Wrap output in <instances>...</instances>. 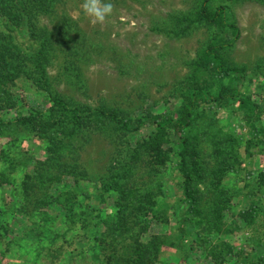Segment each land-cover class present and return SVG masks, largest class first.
<instances>
[{
	"label": "rangeland",
	"instance_id": "374dc122",
	"mask_svg": "<svg viewBox=\"0 0 264 264\" xmlns=\"http://www.w3.org/2000/svg\"><path fill=\"white\" fill-rule=\"evenodd\" d=\"M7 1L11 8L4 3L0 22H8L21 43L22 78L6 87L8 93L0 90L6 103L0 109V264H126L136 244L155 238L162 244L154 264H234L253 241L264 249V180L258 175L264 150L248 156L244 145L225 142L253 137L236 107H203L186 132L190 179L184 188L170 132L159 140L151 124L126 132L109 119L74 112L99 108L143 121L176 112L191 87L188 78L200 76L202 52L230 34L224 24L199 18L202 0H112V14L95 26L83 0H50L46 13L35 0ZM218 7L239 29L221 56L245 69L250 82L244 91L264 108V4L214 0L211 10ZM45 30L53 32L46 40ZM54 35L65 38L62 46ZM54 97L66 108L50 105ZM29 112L43 116L15 121ZM227 166L232 174H224ZM216 177L229 192L213 184ZM186 191L191 195L182 207ZM93 199L100 227L89 216ZM251 204L260 207L253 227L240 216ZM124 221L126 232L112 240L108 231ZM185 222L190 236L181 252L178 228ZM225 245L234 247L225 251ZM255 261L264 264V253Z\"/></svg>",
	"mask_w": 264,
	"mask_h": 264
},
{
	"label": "trees",
	"instance_id": "16d2710c",
	"mask_svg": "<svg viewBox=\"0 0 264 264\" xmlns=\"http://www.w3.org/2000/svg\"><path fill=\"white\" fill-rule=\"evenodd\" d=\"M36 1V8L37 10L43 11L46 13L50 8L48 4L51 5L50 0H35ZM214 0H202L200 7H199V18L205 22L206 24L210 25H219L224 24L230 34L229 38L226 40H218L215 39L212 41L207 48L202 52L198 59V65L202 66V70L200 72V76L195 78V73H192L191 76L188 78L190 81L188 84H191V87L185 90L181 94V102L180 106L176 112H164L160 114L150 115L147 120L143 121L141 118L137 119H125L120 117L117 114H114L105 109H90V108H83L79 110H74L75 114L81 115L82 118H90L93 116L96 117H103L109 119L110 121L117 124V126L123 129L126 132H136L141 130L146 124H151L154 126L157 133H159V140H163V136L166 132H170L174 141V149L172 150L173 157H175V167L180 179L182 180L181 184L183 188L186 187V183L189 182L190 174L187 165V157L189 156L188 152V144H189V137L186 134L188 129L193 125L195 119L201 114L203 107H207L209 109H213L214 107L224 108L226 110H231L236 107L239 114H242L239 117L243 120V126L247 128H252L253 130V137L250 140L243 141L241 137L238 139H233L232 137L226 138L225 142L228 143L229 146L232 144H239V146L244 145L245 153L248 156L253 155L252 153H263L264 150V108L260 107L259 104H256L253 101L252 96L244 89L247 90L246 84L250 82L249 77L247 76L245 69L242 67H235L231 66L226 63V60L221 56V51L225 48H229L235 44L237 39L239 38V29L238 27L229 21H225L226 13L223 7H218L215 10H211V4ZM228 1H235V0H228ZM256 1L258 3H263L264 0H250ZM7 3V0H0V14L3 15V5ZM17 7V6H14ZM8 8H11L9 5ZM25 10V9H23ZM0 90L2 92H7L6 87L20 78L22 72V66L20 64L19 57L17 56L20 52L18 47L21 46V43L18 44L16 39V33L14 34L10 24L5 20L0 22ZM53 32L44 31L42 32L43 37L45 40L47 37H51ZM56 38L57 36L54 35ZM58 46L63 45L61 43V39H65L63 37H57ZM56 38V39H57ZM14 41L16 44H14ZM16 45V46H15ZM45 49V48H44ZM62 51V49H61ZM65 58L67 56H71V52L67 54L63 51ZM73 54V53H72ZM39 55V61L37 62L38 69L41 68V63L43 59L46 57L45 53L42 52ZM49 59V58H48ZM72 59V58H71ZM79 59V58H78ZM67 62V61H66ZM70 62V61H69ZM68 62V63H69ZM199 66L195 65V72L197 71ZM44 69V68H43ZM43 71V70H42ZM43 73V72H42ZM44 76V75H43ZM22 78V76H21ZM36 83V81H34ZM246 82V83H245ZM37 87H40L37 85ZM50 105L53 107H61L62 109L66 108V104L63 100L58 97H54L49 100ZM264 103V102H263ZM264 105V104H261ZM6 103L4 100L0 101V109L4 108ZM86 109V111H85ZM85 112V113H84ZM43 114L40 112H29L27 115L20 114L15 118V121L19 123L26 124L30 122L40 121ZM5 122L0 119V125H4ZM242 143V144H241ZM166 160L168 159L165 156ZM236 159V158H235ZM232 174L233 169L232 166H227L224 174L227 173ZM259 178L264 180V172L261 170L259 173ZM222 178V175H221ZM218 180L219 183L215 181L213 184L215 186L220 185L222 188L227 190L225 182L223 179L220 180L219 177H216V181ZM216 183V184H215ZM182 187V186H181ZM223 189V190H224ZM220 190V193H225V191ZM227 192H229L227 190ZM226 192V194H227ZM190 193L185 192L182 198H179L178 204L183 205L186 203V197ZM191 195V194H190ZM190 195L188 197H190ZM224 199V198H223ZM92 200V199H91ZM94 200V199H93ZM98 201L93 202L90 211V218L93 222V227H100L99 224L101 223L102 217L100 212L97 210ZM224 207V203H223ZM178 208V207H177ZM227 209V207H226ZM124 210V208H123ZM174 210V208H173ZM177 210H175L174 214ZM187 214V211H186ZM260 215V207L257 205H250L248 209L242 210L240 212V216L246 222L248 226H255L257 223V219ZM119 229H115L114 224L113 227L108 231L107 235L113 240L115 237L120 236L124 231L126 232V221L120 222ZM104 225V221H103ZM183 226L178 228V244L180 245V251H185L187 248L185 243L187 242V236H190V233L186 231V222L182 223ZM106 226V224L104 225ZM122 231V232H121ZM116 234V236H115ZM127 242H130V247L132 244V234L126 237ZM253 241V237L250 238ZM105 242V240H104ZM108 243H113L107 242ZM254 244V241L252 242ZM260 243V242H259ZM162 242L159 238H155L151 240L145 246L141 244H136L131 252L130 259L126 264H154L155 259L158 258V252L160 249V245ZM251 247V250L248 252L241 251L240 254L237 255L236 262L234 264H257L255 261V257L259 255L262 257L264 253V249L259 251V247L254 245ZM234 246H227L225 245L224 249L231 250ZM124 248V247H121ZM74 251V250H72ZM259 255H257V253ZM220 263V260L217 264Z\"/></svg>",
	"mask_w": 264,
	"mask_h": 264
},
{
	"label": "clouds",
	"instance_id": "9594fccd",
	"mask_svg": "<svg viewBox=\"0 0 264 264\" xmlns=\"http://www.w3.org/2000/svg\"><path fill=\"white\" fill-rule=\"evenodd\" d=\"M81 8L84 14L90 18V23L103 24L114 9L112 0H83Z\"/></svg>",
	"mask_w": 264,
	"mask_h": 264
}]
</instances>
